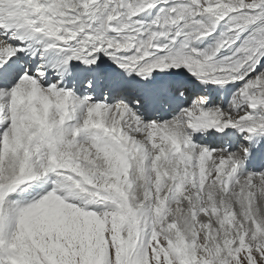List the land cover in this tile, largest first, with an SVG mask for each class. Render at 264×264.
<instances>
[{
  "label": "snow or ice",
  "instance_id": "1",
  "mask_svg": "<svg viewBox=\"0 0 264 264\" xmlns=\"http://www.w3.org/2000/svg\"><path fill=\"white\" fill-rule=\"evenodd\" d=\"M0 264H264V0H0Z\"/></svg>",
  "mask_w": 264,
  "mask_h": 264
}]
</instances>
